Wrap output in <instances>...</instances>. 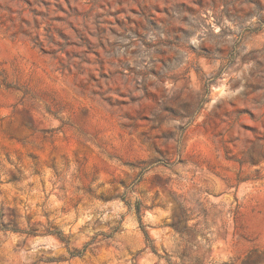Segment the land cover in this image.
Listing matches in <instances>:
<instances>
[{"label":"rangeland","instance_id":"374dc122","mask_svg":"<svg viewBox=\"0 0 264 264\" xmlns=\"http://www.w3.org/2000/svg\"><path fill=\"white\" fill-rule=\"evenodd\" d=\"M0 264H264V0H0Z\"/></svg>","mask_w":264,"mask_h":264}]
</instances>
